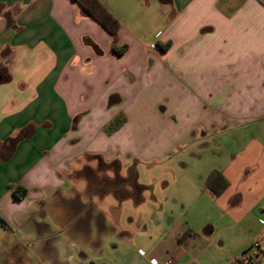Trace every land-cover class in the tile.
Instances as JSON below:
<instances>
[{"label": "crops", "instance_id": "1", "mask_svg": "<svg viewBox=\"0 0 264 264\" xmlns=\"http://www.w3.org/2000/svg\"><path fill=\"white\" fill-rule=\"evenodd\" d=\"M101 1L116 37L76 0H0V264H264V0ZM88 154L180 164L94 229L71 177Z\"/></svg>", "mask_w": 264, "mask_h": 264}, {"label": "rangeland", "instance_id": "2", "mask_svg": "<svg viewBox=\"0 0 264 264\" xmlns=\"http://www.w3.org/2000/svg\"><path fill=\"white\" fill-rule=\"evenodd\" d=\"M178 158L175 154L168 160L158 157L149 159L147 156H139L135 162L140 182L147 183L151 186L153 194L160 195L163 181L165 180L162 166L180 164V159ZM117 172H120L118 163L103 161L97 155L88 154L82 158L78 169H75L71 174V177L80 184L79 186L82 190L79 194L80 205L85 206L86 210H84V213L88 211L86 212L87 216L91 215L93 217L92 227L94 229L98 228L99 224V226L103 225L112 230L116 223L111 218V215L122 213L124 224H126L128 217L137 214L131 201L120 205L118 197L109 191L111 188L109 184L116 178ZM129 175V171L124 174L125 177H129ZM127 204H130V207ZM105 216L107 219L104 218ZM78 220L80 223H84L81 218ZM142 252L146 253L144 250Z\"/></svg>", "mask_w": 264, "mask_h": 264}, {"label": "trees", "instance_id": "3", "mask_svg": "<svg viewBox=\"0 0 264 264\" xmlns=\"http://www.w3.org/2000/svg\"><path fill=\"white\" fill-rule=\"evenodd\" d=\"M78 1L81 9L89 16L97 20L112 36L116 37L121 23L119 19L104 5L101 0H76ZM170 1V0H162ZM162 49H166V45L157 43ZM114 50L121 52L122 49H118L114 45ZM122 124L121 118L117 117L110 124H108L105 130L108 133H111L117 130ZM99 159H104L101 156H98ZM116 162V161H114ZM111 162V163H114ZM117 163V162H116ZM129 177L122 176L120 172L116 173V178L110 182V193H114L119 200L122 199H133L135 203H140L143 200V195L147 190V187L138 181L137 170L135 166L130 167ZM228 181L223 175V173L215 169L207 177L205 187L210 189L214 194L218 195L224 191L228 186ZM20 191L26 192V189L17 186L15 188V193Z\"/></svg>", "mask_w": 264, "mask_h": 264}, {"label": "built area", "instance_id": "4", "mask_svg": "<svg viewBox=\"0 0 264 264\" xmlns=\"http://www.w3.org/2000/svg\"><path fill=\"white\" fill-rule=\"evenodd\" d=\"M261 242H255L254 247H259ZM141 253H144L141 251ZM238 261L240 264H257V262L253 259L249 249L242 251L238 256ZM152 264H158L157 260H152ZM163 264H171L170 262H165Z\"/></svg>", "mask_w": 264, "mask_h": 264}, {"label": "clouds", "instance_id": "5", "mask_svg": "<svg viewBox=\"0 0 264 264\" xmlns=\"http://www.w3.org/2000/svg\"><path fill=\"white\" fill-rule=\"evenodd\" d=\"M72 249H75V244L71 245ZM76 255L75 251L68 254L63 248H58L57 260L59 264H75L73 257ZM51 264V262H49Z\"/></svg>", "mask_w": 264, "mask_h": 264}]
</instances>
